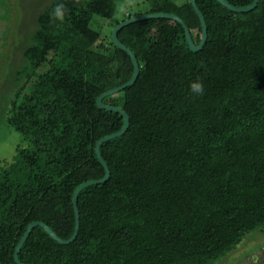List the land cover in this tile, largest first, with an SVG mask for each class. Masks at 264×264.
Masks as SVG:
<instances>
[{"label":"trees","instance_id":"16d2710c","mask_svg":"<svg viewBox=\"0 0 264 264\" xmlns=\"http://www.w3.org/2000/svg\"><path fill=\"white\" fill-rule=\"evenodd\" d=\"M14 1L0 52V129H13L20 141L0 162V264H17L15 244L33 219L69 237L73 190L104 174L95 142L124 120L96 97L133 72L111 28L132 15L169 11L195 42L201 35L188 0ZM58 3L67 9L63 22L52 19ZM196 3L207 25L199 50L189 49L179 22L164 17L118 30L139 71L102 98L129 116L122 134L100 144L109 177L79 191L71 242L36 225L21 261L217 264L249 231L264 233V0L247 11ZM0 5L8 19L10 3ZM198 78L205 92L194 96L189 84Z\"/></svg>","mask_w":264,"mask_h":264},{"label":"water","instance_id":"95a60500","mask_svg":"<svg viewBox=\"0 0 264 264\" xmlns=\"http://www.w3.org/2000/svg\"><path fill=\"white\" fill-rule=\"evenodd\" d=\"M188 1L191 3L192 7L194 8V10H195V12L199 18V21L201 23V35H200V38L197 42H195L192 39L189 27L185 23V21L182 19V17H180L178 14H176L174 12H169V11L144 12L141 14L132 15V16H129V17H126V18L120 20L118 23H116L111 28V32H110L111 41L113 42V44H115L116 46L123 49L129 55V57L132 61V65H133V72H132V75L126 81H124L123 83H121L117 86L111 87V88L101 92L96 97V104L98 107L118 111L123 115V120H124L123 125L118 130L104 134L95 142L94 150H95L96 156L98 158V161L103 166L104 174L99 178H91V179L85 180L83 182H80L75 187V189L73 190L71 201H72V207H73V212H74V227H73V231L69 237H67V238L60 237L47 223H45L44 221H42L40 219H33L32 221H30L27 224L24 232L19 237L17 243L15 244L14 250H13V258L17 264H32L29 262L21 261L18 257V252L21 248L22 243L24 242V240L26 239V237L30 233L31 229L36 225H40L52 238L56 239L60 243L71 242L76 237V234L78 232V226H79V210H78V206H77V196H78L79 191L83 187H85L89 184L105 181L109 177V174H110L109 168H108V165H107L104 157L102 156V154L100 152V144L106 139H109V138H112L114 136L122 134L126 130L128 124H129V116H128V113L122 107H120L118 105H114V104L104 103V102H102V98L108 94H113V93L117 92L118 90H121L122 88H124L127 85L132 84L135 81V79L138 75V71H139V63L137 61L135 53L133 52V50L129 46H127L125 43H123L118 38V36H117L118 30L121 27L125 26L126 24L134 22V21H139V20H143V19L151 18V17H164V18H168V19L175 20V21L179 22L180 25L182 26L183 30H184L189 49L192 51L199 50L202 47V45L204 44L206 37H207V25H206L204 15H203L202 11L200 10V8L198 7L196 0H188ZM218 1L233 11L250 10V9L254 8L258 2V0H251V1L243 3V4H235L229 0H218Z\"/></svg>","mask_w":264,"mask_h":264},{"label":"rangeland","instance_id":"374dc122","mask_svg":"<svg viewBox=\"0 0 264 264\" xmlns=\"http://www.w3.org/2000/svg\"><path fill=\"white\" fill-rule=\"evenodd\" d=\"M5 1L10 3L11 6L9 7H11L12 9L10 10L8 15L9 17L7 19L4 6L0 5V52L6 48L5 47L6 44L4 45L5 42L4 36L6 35L5 28L13 25L16 17V9L14 6L15 1L14 0H5ZM239 1H241V3L246 2V0H238V3ZM29 6L25 5L24 9L25 10L31 9V5ZM117 15H119V11L117 12ZM0 61H1L0 64L3 65L4 62L6 61V58L4 57L0 59ZM18 141H20V135L18 134V132L3 125V127L0 129V157L2 159L4 158L8 160L11 159L13 154L15 153V145L17 144ZM256 230L258 229L249 231L242 238V241L239 244H237V246L234 249H232L229 253H227L222 259H220L217 262V264H233V262H230V260L233 258H235L236 260L234 264H259L261 262L259 259L261 249L257 244H259L264 239V233L260 231L256 233H252L253 231ZM245 251L246 253L244 257H246L247 259H245L244 261L242 259L237 260L241 255V252H245Z\"/></svg>","mask_w":264,"mask_h":264},{"label":"clouds","instance_id":"9594fccd","mask_svg":"<svg viewBox=\"0 0 264 264\" xmlns=\"http://www.w3.org/2000/svg\"><path fill=\"white\" fill-rule=\"evenodd\" d=\"M66 6L63 3H58L53 12H52V19L56 21L63 22L65 14H66ZM189 91L194 95V96H201L204 94L205 89L202 80L199 78L190 82L189 84Z\"/></svg>","mask_w":264,"mask_h":264},{"label":"flooded vegetation","instance_id":"af4514ba","mask_svg":"<svg viewBox=\"0 0 264 264\" xmlns=\"http://www.w3.org/2000/svg\"><path fill=\"white\" fill-rule=\"evenodd\" d=\"M7 160L8 159H6V158L2 159L0 157V162L7 161ZM257 245H259V248L261 249V253H260V257H259V259H260L261 262L259 264H264V239L259 244H257ZM245 253H246V251L245 252H241V255L239 256V258L237 257L238 258L237 260L242 259L244 261L245 259H247L246 257H244ZM235 261H236L235 258H233V259L230 260V262H233V264H234Z\"/></svg>","mask_w":264,"mask_h":264}]
</instances>
